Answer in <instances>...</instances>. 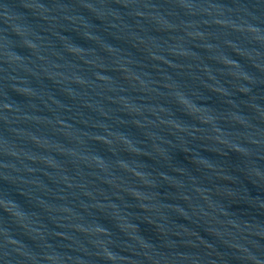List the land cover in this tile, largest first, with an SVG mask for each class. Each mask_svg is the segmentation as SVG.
<instances>
[{"label":"water","instance_id":"water-1","mask_svg":"<svg viewBox=\"0 0 264 264\" xmlns=\"http://www.w3.org/2000/svg\"><path fill=\"white\" fill-rule=\"evenodd\" d=\"M0 264H264V0H0Z\"/></svg>","mask_w":264,"mask_h":264}]
</instances>
